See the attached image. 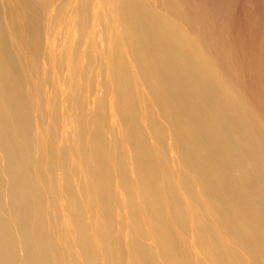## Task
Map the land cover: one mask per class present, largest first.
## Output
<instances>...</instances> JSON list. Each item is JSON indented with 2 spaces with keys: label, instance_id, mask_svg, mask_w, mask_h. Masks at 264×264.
<instances>
[{
  "label": "bare ground",
  "instance_id": "6f19581e",
  "mask_svg": "<svg viewBox=\"0 0 264 264\" xmlns=\"http://www.w3.org/2000/svg\"><path fill=\"white\" fill-rule=\"evenodd\" d=\"M188 27L0 0V264H264V128Z\"/></svg>",
  "mask_w": 264,
  "mask_h": 264
},
{
  "label": "rangeland",
  "instance_id": "374dc122",
  "mask_svg": "<svg viewBox=\"0 0 264 264\" xmlns=\"http://www.w3.org/2000/svg\"><path fill=\"white\" fill-rule=\"evenodd\" d=\"M172 1L220 77L264 128V0ZM106 39L97 40L103 51Z\"/></svg>",
  "mask_w": 264,
  "mask_h": 264
}]
</instances>
